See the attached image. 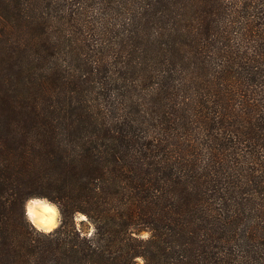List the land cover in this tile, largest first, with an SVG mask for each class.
I'll return each mask as SVG.
<instances>
[{"label": "trees", "instance_id": "trees-1", "mask_svg": "<svg viewBox=\"0 0 264 264\" xmlns=\"http://www.w3.org/2000/svg\"><path fill=\"white\" fill-rule=\"evenodd\" d=\"M139 258L264 264V0H0V264Z\"/></svg>", "mask_w": 264, "mask_h": 264}, {"label": "bare ground", "instance_id": "bare-ground-1", "mask_svg": "<svg viewBox=\"0 0 264 264\" xmlns=\"http://www.w3.org/2000/svg\"><path fill=\"white\" fill-rule=\"evenodd\" d=\"M35 225L41 229L49 230L57 223V212L53 205L44 201H34L28 210Z\"/></svg>", "mask_w": 264, "mask_h": 264}, {"label": "rangeland", "instance_id": "rangeland-1", "mask_svg": "<svg viewBox=\"0 0 264 264\" xmlns=\"http://www.w3.org/2000/svg\"><path fill=\"white\" fill-rule=\"evenodd\" d=\"M34 201H44V202H48V203H50L51 205L54 206V208H55V210H56V212H57V223H56V225H55L53 228H51V229H49V230L41 229V228L37 227V226L35 225V223L33 222L31 216H29V214H28L29 219H30L31 222L34 224V226H36L37 229L42 230V231H50V230H53L54 228H56V227L60 224V220H61V214H60V211H59V208L57 207V205H55L54 203L48 201L47 199H41V198L31 199V200L28 201V203H27V205H26V206H27V213H28L29 208H31L32 205L34 204ZM85 219H86V217H85L84 215H82V214H79L78 217H77V221H78V222H81V221L84 220V223L81 225V227H82V228H83V229H84V230L90 235V234L92 233V231H93V226H92L91 223H89V222L86 221ZM142 236L146 237V236H148V233H147V232H143V233H142ZM135 264H144V261H143V259L139 258V259L135 262Z\"/></svg>", "mask_w": 264, "mask_h": 264}]
</instances>
